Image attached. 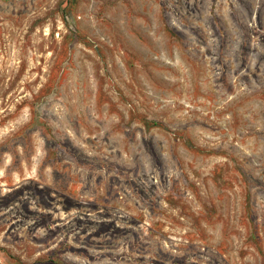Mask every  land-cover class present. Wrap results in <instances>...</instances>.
Wrapping results in <instances>:
<instances>
[{
  "label": "rangeland",
  "instance_id": "rangeland-1",
  "mask_svg": "<svg viewBox=\"0 0 264 264\" xmlns=\"http://www.w3.org/2000/svg\"><path fill=\"white\" fill-rule=\"evenodd\" d=\"M0 264H264V0H0Z\"/></svg>",
  "mask_w": 264,
  "mask_h": 264
}]
</instances>
